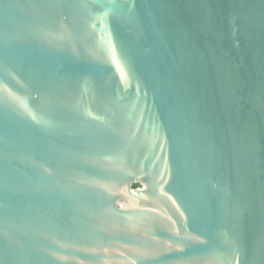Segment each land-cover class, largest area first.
<instances>
[{
    "label": "water",
    "instance_id": "water-1",
    "mask_svg": "<svg viewBox=\"0 0 264 264\" xmlns=\"http://www.w3.org/2000/svg\"><path fill=\"white\" fill-rule=\"evenodd\" d=\"M0 264H264V0H0Z\"/></svg>",
    "mask_w": 264,
    "mask_h": 264
},
{
    "label": "trees",
    "instance_id": "trees-1",
    "mask_svg": "<svg viewBox=\"0 0 264 264\" xmlns=\"http://www.w3.org/2000/svg\"><path fill=\"white\" fill-rule=\"evenodd\" d=\"M134 186L137 187V186H140V185L139 184H135Z\"/></svg>",
    "mask_w": 264,
    "mask_h": 264
}]
</instances>
